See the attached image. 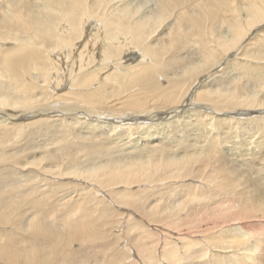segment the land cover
<instances>
[{"label":"bare ground","instance_id":"1","mask_svg":"<svg viewBox=\"0 0 264 264\" xmlns=\"http://www.w3.org/2000/svg\"><path fill=\"white\" fill-rule=\"evenodd\" d=\"M154 1L0 0V161L89 191L71 194L80 218L44 227L55 252L92 240L115 213L156 238L140 264H264V139L251 141L264 133V0ZM59 113L99 144L97 159L108 148L119 160L84 166L58 148L11 162L12 136ZM60 126L47 122V136ZM15 235L0 237V262L48 264L39 247L17 252Z\"/></svg>","mask_w":264,"mask_h":264},{"label":"rangeland","instance_id":"2","mask_svg":"<svg viewBox=\"0 0 264 264\" xmlns=\"http://www.w3.org/2000/svg\"><path fill=\"white\" fill-rule=\"evenodd\" d=\"M129 1L130 3L132 2L131 4H137L139 6L142 5L141 7L142 9L144 8V10H148L152 8L155 3L154 0H129ZM95 26L97 27V25ZM128 54L129 56H131L130 58L132 59L136 58L138 60L141 58V52L139 50L132 49L129 51V53H126L127 56ZM230 71L232 75L233 73H235V71L232 69ZM245 80H248L247 76L244 79H242V81ZM198 85H200V83L198 84L195 83L192 86L191 88L192 90L190 89V92L192 91V93L189 94L188 97L190 96L192 97V94L194 97L195 95L194 91L198 87ZM99 86L100 84H96L94 88ZM186 87L188 88L189 84H187ZM185 107H186L185 109L191 108L190 106L188 107L185 106ZM225 115L227 116L228 114L221 113V117ZM233 115H235V113H233ZM56 117L57 118L59 117L60 119L58 120ZM65 117L67 116L59 113V115L53 117L54 120L53 119L52 120L50 119L51 121L47 120V122H53L56 124L59 123L61 125L60 126L61 129L64 128L63 131L61 130L62 132L57 131L55 139L53 135L47 136L48 130L54 132L56 131L54 129H51L50 127H45L47 122L41 123V125H43L42 129L41 127H39L40 129L36 128L35 131H33V126H31V127H27L26 129L24 128L22 131H19L18 133L16 132L12 136V138L13 137L14 138L13 139L11 138L9 144L7 145L8 150L6 151V153H8L7 156L20 154V157L17 160H13L11 162L23 160L29 155H31V157L36 155L39 156L42 154L46 155L49 151L58 148L62 150V152L60 151L56 152V155L58 154L59 157L63 155L61 157L62 159L64 158L69 159L71 157L74 159H78L77 161H79V164L84 163L83 164L84 166L95 165L96 163L100 162L102 159H106V158L107 159L104 160V162L105 161L110 162L111 160H119V158H113L106 154L108 152H110L111 154L115 152L116 153L115 155H117V154H122V151L116 152L115 150L114 151L113 149L109 150L108 148H107L108 151L105 152L104 155H101L102 156L101 159H97L96 153H93L92 151L95 148V146L97 145L98 147L99 144L97 142L90 140L86 141L78 137L77 136L79 134L78 131L79 130L81 131L82 128L80 127L81 129L78 130L77 128L79 127L76 128V126H72L71 124L70 127L68 125L70 121ZM213 124L214 126L216 124V126L214 127L215 129L217 127L219 128V125H217L216 120L213 121ZM255 128H253V132H255V137H254L255 139L253 138V140L251 141L256 142L262 140V138L264 139L263 131L257 132L258 128L257 129ZM44 132L46 133L45 136H44ZM238 132H239L238 137L240 139L242 131L240 132L239 130ZM260 135L263 137H261ZM135 137L137 138V135H135ZM123 138L122 140L120 139V142L118 140L119 143L118 145L120 146L117 145V147L116 146L114 147L116 148L125 147L124 144L125 141H123ZM127 140L130 141L129 138ZM104 142L106 144L108 143L110 144L109 140L107 141L104 140ZM221 148H223V146ZM64 149H67L68 152H63ZM4 160L1 159L0 161L1 167L3 165H6V168L4 170L2 171L0 170V237L9 236L11 232L15 233L16 234L15 236L17 237V250H18L17 252H21V255L24 251L23 248L39 247L41 248L43 253L49 254L46 261L48 262V264H140L139 260L144 259L143 257L148 255L146 252L147 250L144 247L146 245L149 246L152 243L156 242L155 241L156 238L155 239L151 238L149 235H147L148 236L147 239H141V240L139 239L143 235V228L146 226V224L144 223L140 225L136 224L140 222H136V220L134 221L133 218L130 222L119 223L115 221V213H113L112 215L113 219L110 222H104L101 225L100 229L97 230V234L94 236L92 240L74 241L73 243H71V247L64 246L63 250H58L57 252H55L54 246L53 245L51 246V239L49 238V234H47L43 230L44 227L54 225L56 228L54 227L53 228L58 229V227H63V224L68 222L67 220L80 218L83 215L84 209L81 206L80 207L81 209L77 210L78 206H80L79 204L81 203L80 200L79 202L78 200L76 202L75 198L80 197L79 193L82 192L83 194L81 195V198L86 197L88 196L86 194L89 191L83 189L81 185H78L80 184V182H76V181H79V179L68 178V177L61 178L62 182L60 181L61 179L59 177L56 178L51 176L52 178H54L52 179L50 176H47V178L43 176L44 179H42L41 178L42 176L38 175L35 171H29L28 170L29 168L25 170L23 169L22 166L19 167L17 165L16 168H14V166L10 164H9L10 166H7L6 161ZM55 181H58L59 183L54 184ZM73 181L78 184L75 185ZM36 183L45 184L46 187L44 189L42 188L40 189L39 187L35 186ZM19 184H25L24 187H26V189L23 191L21 190L17 191V187ZM72 184L74 185L72 186ZM163 184L165 185L167 184V182H164ZM157 187L159 189H163L161 188L160 185ZM71 194L72 195L74 194L73 196L76 197L74 198ZM3 197H5L4 201H3ZM152 198H154L153 192L143 193V195H141V198H138L136 200V208L138 210H136L134 206H132V209L134 210V212L140 214L142 210H146L144 206H148L149 203H151L150 199ZM93 206H94L93 203H90L88 205L90 209L93 208ZM99 206L101 207L104 205L103 203H101V205ZM113 208H114V212L115 210H118V208H116L114 204H113ZM28 222H31V224H29V229L27 227ZM158 226L161 227L160 225ZM20 247L22 249H20ZM48 259L50 260L48 261ZM153 260L154 259L152 258L151 261ZM0 264H4V263L0 262Z\"/></svg>","mask_w":264,"mask_h":264}]
</instances>
